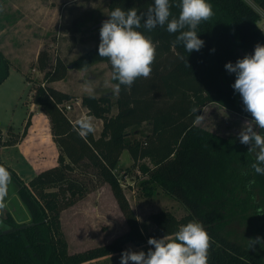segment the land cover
<instances>
[{
	"label": "trees",
	"instance_id": "obj_1",
	"mask_svg": "<svg viewBox=\"0 0 264 264\" xmlns=\"http://www.w3.org/2000/svg\"><path fill=\"white\" fill-rule=\"evenodd\" d=\"M250 1L264 10V0ZM207 2L214 15L198 26L197 34L205 42L198 52L188 53L182 44L175 43L178 33L170 34L166 25L149 32L143 27L146 15L141 20L138 31L156 44L150 77L137 78L130 88L120 86L115 116H109L113 107L110 96L82 98L90 115L103 120L99 138L94 132L79 134L76 124L63 111L73 96L48 85L62 80L69 67L83 70L106 62L112 70L110 61L99 57V44L67 67L57 60L54 70L45 73L44 83L31 89V104L39 106L49 119L52 139L59 150L58 164L26 184L0 158V166L11 174L18 198L31 218L26 226L6 217L11 231L0 229V264H83L119 253L127 243L143 245L147 252L145 243L150 237L174 236L181 225L193 220L201 222L211 237L209 264H264V243L252 249L250 241L240 240L234 230L242 227L250 239L264 238V175L251 168L259 149L249 151L252 145L241 144L237 134L222 136L197 124L208 103H217L252 120L239 93L232 88L235 74L228 73L225 64L252 54L258 43L264 45V32L258 26L260 15L248 0ZM169 3L170 19L178 18L181 0ZM152 4L154 0H108L109 15L117 7L146 13ZM48 59V51H40L37 64L41 71H45ZM10 65L0 51V85L8 78ZM30 116L24 135L32 124ZM144 124L151 125V132L144 135L136 130L134 134L140 137L133 136L132 129ZM257 133L264 135V129ZM125 150L134 165L145 159L155 165L140 166L148 176L141 183L146 196L152 195L153 185L160 187L185 206V217L178 219L164 210L154 213V228L144 234L116 173ZM78 170H91L99 184L110 186L129 229L107 245L69 255L60 215L90 192L88 184L77 175ZM53 187L57 190L48 191Z\"/></svg>",
	"mask_w": 264,
	"mask_h": 264
},
{
	"label": "rangeland",
	"instance_id": "obj_2",
	"mask_svg": "<svg viewBox=\"0 0 264 264\" xmlns=\"http://www.w3.org/2000/svg\"><path fill=\"white\" fill-rule=\"evenodd\" d=\"M248 2L256 8L257 5L252 1L248 0ZM13 7L20 8L23 23L18 34L12 33L10 29H7L8 33L0 34V47H5L11 52L10 58L4 55L10 63H13V67L9 69L8 78L0 85V131L2 132L0 149L5 144L13 145L25 138L27 135V133L24 135L25 124L29 115H31V123L35 124L31 131L30 145L35 142H39L41 146L51 143L49 119L41 112L39 106L31 104V89L44 83L45 73L54 70L57 60L67 67L78 56L99 44V30L102 22L109 18L108 0H0V18L6 17L7 23L13 21ZM51 7L63 9L62 14L65 15L63 23L59 21L58 25L53 24L49 27L32 25L36 21L34 18L42 14L41 10H46L47 12L44 13L47 14ZM35 8L37 9L34 10ZM26 25L32 26L26 27ZM42 50L49 53L45 71H41L37 61H34L37 60L35 54H39ZM15 68H20L24 75ZM48 85L73 96V99L63 106L67 118L72 123L77 124L79 119L86 116L93 117L96 138L101 135L103 120L90 115L89 110L81 103L82 98L87 95L110 96L113 107L109 116H115L118 113L115 105L118 92L115 90L116 84L112 79V70L106 62L83 70L69 67L62 80L48 83ZM67 106L71 109L67 110ZM248 121L251 120L217 103H208L203 108L197 124L216 134L226 136L239 135ZM252 127L256 132L259 129L254 124ZM151 128L150 124H144L137 129H132L131 133L133 136L140 137L133 131L138 130L140 134L145 135L151 132ZM4 154L3 159L6 165L16 171L26 184H29L36 176L33 174L32 165H36L39 169L43 167L40 156L28 155L31 158L29 161V159H20L18 151L15 150ZM9 157L13 162L6 159ZM14 158H18L19 162L17 160L14 162ZM140 166L153 168L155 165L151 159H145L134 165L129 152L125 150L121 155L116 173L121 179L131 207L137 214L141 229L147 235L154 228L152 214L163 210L170 211L180 219L185 217L188 211L182 203L167 195L156 185L152 186V195L146 196L147 192L143 190L141 183L147 180L148 176L143 174ZM93 173L91 170L88 173L78 170L77 175L88 184L90 192L84 201L70 207L60 215L61 231L67 242L69 255L107 245L128 230L127 222L117 206L110 187L99 184V180ZM56 190L57 188L53 187L48 191ZM0 205H2L0 206L1 230L8 229L4 223L7 215L19 225L30 223L31 218L18 198L14 182L11 181L8 184L7 193L0 200ZM234 230L241 236L240 240L250 239V235L244 228L237 226ZM145 246L151 248L148 243H145ZM124 250L139 252L145 251V248L143 245L127 243L119 253L109 254L83 264H120V256ZM129 264L132 262L129 261Z\"/></svg>",
	"mask_w": 264,
	"mask_h": 264
},
{
	"label": "clouds",
	"instance_id": "obj_3",
	"mask_svg": "<svg viewBox=\"0 0 264 264\" xmlns=\"http://www.w3.org/2000/svg\"><path fill=\"white\" fill-rule=\"evenodd\" d=\"M170 7L169 0H154L147 12L140 14L136 8L125 11L117 7L102 22L98 55L110 61L112 79L118 81L117 92L121 85L130 88L137 78H149L151 75L156 44L138 31L145 15L143 27L149 32L157 26L163 28L166 25L170 34L178 33L175 43L182 44L188 53L198 52L204 47L205 42L199 38L197 29L201 22L210 20L214 15L212 5L207 0H181L178 18L171 19ZM225 69L235 74L232 88L239 93L245 111L252 117L240 132L239 141L243 145H252L249 151L259 149L251 168L256 174L264 175V135L258 134L252 127L254 124L264 129V45L258 43L252 54H246L235 63H226ZM92 121L91 116L77 121L81 136L94 132ZM10 182L11 174L0 166V200L6 195ZM249 241L250 248L254 249L255 245L264 243V238L258 236ZM147 243L152 246L147 252L122 251L120 264H129V261L132 264H209L211 237L201 222L190 221L181 225L174 236L150 237Z\"/></svg>",
	"mask_w": 264,
	"mask_h": 264
},
{
	"label": "crops",
	"instance_id": "obj_4",
	"mask_svg": "<svg viewBox=\"0 0 264 264\" xmlns=\"http://www.w3.org/2000/svg\"><path fill=\"white\" fill-rule=\"evenodd\" d=\"M36 9L37 8H35L34 10H36ZM9 11L11 12V9ZM13 11H14V16H13L12 23L11 22L10 23H7L6 22V19H7L6 17H5L6 19L4 17H1L0 18V34L8 33L7 29H10V31L12 33H14V34L15 33L18 34V32L20 33V29H21L22 23H23V21H22L23 17L21 15L22 13L20 11V8H18V7H13ZM44 12H47V11L46 10H41L40 13H42V14H39L37 17L34 18V20L36 19V21L32 25L49 27V26H52L53 24L58 25L59 24V21H61L63 23V19H65L64 13L62 14L63 9L62 10L60 8H56L55 9V8L51 7V8H49L47 14H45ZM32 25H26V27H31ZM0 50L8 58H10L9 55H10L11 52L9 50H6L5 47H3V48L0 47ZM36 54H35V56L38 58V53H36ZM34 61H37V60H34ZM10 67H13V63L12 62H11ZM16 71H18V72H20V73H22L24 75V73L21 71L20 68L16 69ZM68 94H70V93H68ZM34 127H35V124L33 123L29 127L28 132H27V135L25 136V138L23 140H21L19 142H16L13 145H10V144L9 145H7V144L3 145L1 147V149H0V158L5 163V161L3 159V157L5 158V154L4 153H8V152L10 153V152H12L14 150L15 151H18V153L20 155V159H23L24 158V159H29V161H30L31 158H29L28 155H32V157H34L33 155L40 156L41 157V160L40 161H42L41 164L43 165V167H41L39 169V167L36 168V165H32L33 166L32 167L31 164H30V166L32 167V170H33V174L35 176V175L39 174L41 171H43L45 169H48V168L55 167L58 164L57 159H58V156H59V150H58L56 144L54 143V141L52 139L51 131H50V135H49V137L51 139V143L50 144L41 146L39 142H35V143H33V144L30 145L29 142L32 139L31 138L32 137L31 131L34 129ZM6 159L9 160L10 162H13L10 157L9 158H6ZM15 160L18 161L19 159L18 158H14V162H15ZM105 186H109V185L108 184H105ZM84 200H82V201H84ZM82 201H80V202H82ZM79 203H77V204H79ZM76 205H74V206H76ZM117 206H118V204H117ZM118 208H119V206H118ZM127 228L129 229V227H127Z\"/></svg>",
	"mask_w": 264,
	"mask_h": 264
},
{
	"label": "built area",
	"instance_id": "obj_5",
	"mask_svg": "<svg viewBox=\"0 0 264 264\" xmlns=\"http://www.w3.org/2000/svg\"><path fill=\"white\" fill-rule=\"evenodd\" d=\"M255 8V7H254ZM256 11L259 13V15H260V19H259V21H258V26H259V28L261 29V31L262 32H264V10L263 9H261L260 7H258V6H256ZM67 108V110H70L71 109V107L70 106H67L66 107ZM63 111L65 112V109L63 108ZM1 125V124H0Z\"/></svg>",
	"mask_w": 264,
	"mask_h": 264
},
{
	"label": "flooded vegetation",
	"instance_id": "obj_6",
	"mask_svg": "<svg viewBox=\"0 0 264 264\" xmlns=\"http://www.w3.org/2000/svg\"><path fill=\"white\" fill-rule=\"evenodd\" d=\"M7 216H8V215H7ZM7 216H6V217H7ZM5 219H6V218H5ZM5 219H4V223H5ZM5 224H6V223H5ZM26 225H27V224H26ZM7 230L11 231L10 229H6V230H4V233H7V232H6Z\"/></svg>",
	"mask_w": 264,
	"mask_h": 264
},
{
	"label": "water",
	"instance_id": "obj_7",
	"mask_svg": "<svg viewBox=\"0 0 264 264\" xmlns=\"http://www.w3.org/2000/svg\"><path fill=\"white\" fill-rule=\"evenodd\" d=\"M26 226H28V224ZM26 226H23V227H26ZM6 232H9V230H7Z\"/></svg>",
	"mask_w": 264,
	"mask_h": 264
}]
</instances>
